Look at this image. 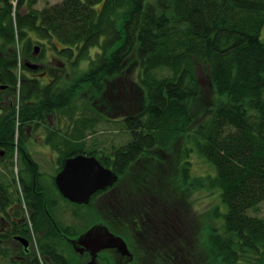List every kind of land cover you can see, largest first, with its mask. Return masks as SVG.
I'll list each match as a JSON object with an SVG mask.
<instances>
[{
	"label": "trees",
	"instance_id": "16d2710c",
	"mask_svg": "<svg viewBox=\"0 0 264 264\" xmlns=\"http://www.w3.org/2000/svg\"><path fill=\"white\" fill-rule=\"evenodd\" d=\"M1 1L6 5L3 20H0L3 46L7 48L17 42L12 37L15 27L29 33L35 32V26L41 35L56 41L54 48L51 46L55 63H61L66 57L67 66L58 69L53 67V61L49 63L47 76L50 79L45 83L47 76L33 79L24 63H19L22 58L15 50L11 61L5 57L0 59V64L12 66L17 78L14 82L19 83L20 95L24 96L19 110L12 113L8 128L0 126V161L5 169L13 166V178L8 176L11 183H6V177L0 173V202L10 197V189L16 192L19 205L25 204L29 210H34L18 211L17 217L25 219V229L38 228L39 231L35 229L40 234L37 238L44 241L43 248L36 254L29 251V258L24 262L21 261L24 259H15L18 251L4 246L8 243L6 236L0 237L3 240L0 264H80V258L76 253L73 255L72 245L65 238H77L98 223L107 225L100 212L105 208L101 210V205L92 203L95 195L90 204L82 205L88 211L74 212L75 216H82L80 221L90 216L83 227L78 228L76 223L70 228L64 227L57 220L59 194L49 193L39 182L34 187L31 181L43 174L26 145L28 126L36 133L35 137H30L29 145L34 144V140H45L60 156L59 168H63L70 157L93 156L118 175L115 185L120 179L126 181L131 167L140 158L149 156L153 150L169 148L186 133L200 156L215 169V175L203 180L201 185L206 186H198L217 191L224 207L223 211L219 207L214 209V218L224 221L221 227L211 224L209 217L202 221L199 241L209 247L208 255L203 254L205 261L207 264H264V219L249 214L251 208L264 201V0H62L42 9L39 21L36 15L30 22L20 18L13 4ZM58 44L63 47L60 49ZM90 48L99 55L100 66L94 67L96 60H92L88 71L77 74L79 64L73 54L87 56ZM124 68L138 70L146 97L142 110L130 107L127 113L104 117L105 106L94 109L90 106L92 100L84 107L86 111L79 109L81 105L75 100L80 91L93 90L97 98L111 95L108 84L118 79ZM162 68L168 71L165 77L155 74ZM202 70L219 99L211 116L193 123L194 105L204 90ZM3 72L8 73L7 69ZM118 93L123 96L124 90ZM27 95H36L37 106L25 102ZM47 115L51 122L56 120V125L51 124ZM68 118L77 123L75 130H65L67 122L63 120ZM102 120L105 129L98 130L97 125ZM112 131L121 135L117 136L121 138L117 144L107 134ZM16 134L21 138L17 150L14 149ZM16 151L21 187L16 184L14 173ZM187 167L180 185H186L189 180ZM144 182L145 179L136 181L133 199L153 200L148 190L154 189V201H158L164 211L148 212L144 201L132 209L138 215L118 203L119 217L106 216L111 220L110 230L114 229L113 233L124 238L132 252L136 242L132 235L137 232L142 236L140 218L144 223L155 220L154 227L147 226L154 232L149 240L155 243L148 242L149 248L155 250L150 253L154 264H191L189 259L197 258L198 250L194 254L188 251L191 250L189 244L176 238L174 234H179L173 233L168 225V221L175 224L177 220L172 189H168V197L164 198L163 186L158 189L162 181L160 183L155 174L147 179L150 189ZM115 185L105 190V194ZM37 200L41 202L36 205ZM188 203L192 204L191 194ZM189 210L195 211L194 205H190ZM19 230L17 233H23L24 229ZM171 237L174 238L171 240ZM118 258L115 260L113 254L106 251L98 259L101 264L133 262L128 259L118 263Z\"/></svg>",
	"mask_w": 264,
	"mask_h": 264
},
{
	"label": "rangeland",
	"instance_id": "374dc122",
	"mask_svg": "<svg viewBox=\"0 0 264 264\" xmlns=\"http://www.w3.org/2000/svg\"><path fill=\"white\" fill-rule=\"evenodd\" d=\"M18 0L13 2V6L17 7L18 6ZM33 1V0H32ZM31 0H22L20 3V18L26 22H30L34 17L37 15V20L39 21L40 13L42 9L49 8L53 5L59 4L62 0H35V2L32 3ZM0 7L3 8L5 11V6L1 5ZM101 7V6H100ZM0 8V9H2ZM99 8V7H98ZM16 17V16H13ZM40 17V18H39ZM15 19V18H14ZM18 20V17H16ZM36 23V20H35ZM35 32L31 30L29 33H24L20 32L16 27H15V33L12 37H15L17 39V42H15L14 46L13 44H10L7 46L6 49L0 51V55L3 54V56L8 60L11 61L14 57V50L16 53L20 56L19 58H26L27 60L33 58L34 55H37L36 50L38 49L37 46L42 47L40 58L37 61H34L38 64H42L44 68H47V65L50 63H55V60H53V55L55 54V51L53 50L54 48V39L53 42L51 41L50 38L44 37L41 35L35 28L33 27ZM56 42V41H55ZM53 48H52V47ZM60 49L63 47L62 44L57 45ZM35 51V52H34ZM2 53V54H1ZM15 53V54H16ZM39 53V52H38ZM73 59L74 61H77L79 64V67L77 68V74H81L84 71H88V68L91 64L92 60H96V64L94 67H99L100 66V59L99 55L93 48H90L87 51V56L84 54L76 53L73 54ZM63 59V58H62ZM53 61V62H52ZM52 62V63H51ZM64 64H63V63ZM20 64H23L22 61H19ZM59 63V64H58ZM67 59L61 60L60 62H56L53 64L55 68L62 69L66 67L67 65ZM125 69V68H124ZM203 71V70H202ZM200 71V74H202V84L204 86V90L202 93V97L200 99H197L194 105L193 109V115L194 117L192 118L193 123L199 122L201 120L206 119L208 116H211L216 104L217 100V95L214 91V87L212 84H210V80L208 78H205L204 71ZM159 74H158V73ZM155 71V74L157 76L165 77L168 75V71L164 68ZM121 75V76H120ZM119 75V78L116 79L114 82H110L108 86L110 87V91L108 93H111V95L106 94V96L99 95V98L96 97L94 94L93 90H87L86 92H81L79 95L76 97L75 103H78L77 105H81L79 109H83V111L87 110L89 106V101L92 103L90 104L91 107L95 109L96 106L102 107L105 106V114L104 117L108 114L109 116H115L119 115L122 113H127L128 109L132 107L135 111H139L140 109L142 110L144 108V104L146 103V97L144 94V90L141 88L142 83H139V73L137 69H132L130 70L125 69L121 74ZM50 76L46 77L45 83L49 81ZM73 80V79H72ZM138 82L139 85L136 83ZM104 84V81L102 82ZM124 90V95L120 96L118 91ZM118 93V94H117ZM129 93V95H128ZM117 94V95H116ZM32 98L37 99L36 95L33 96L31 95L28 98H25V102L30 104H34ZM21 103V99L19 98V101L17 104L14 105L13 107V112H16L19 109V105ZM32 106H37L36 104ZM92 110V109H91ZM99 110V109H97ZM93 111V110H92ZM48 118V115H47ZM48 120L51 122V120L48 118ZM16 121L19 126V118H16ZM66 121L67 124L65 126V130L68 131L70 130H75L77 127V123L72 122L70 118L63 120ZM40 123V122H39ZM192 123V124H193ZM51 124L56 125V120H52ZM51 126V125H50ZM194 126V124H193ZM1 128H3V125H1ZM29 128V129H28ZM111 128V127H109ZM15 129H17L15 125ZM29 132L31 133V126L27 127ZM97 129H105L103 126V120L99 125H97ZM189 130V129H188ZM110 137V139L113 140L117 144V142L121 139V136L119 135L118 131H112L107 133ZM111 135V136H110ZM24 139V143L26 142V139ZM114 138H117L115 140ZM120 138V139H119ZM19 140L21 141V138H18V135L16 134L15 136V145L14 149H18V144ZM36 141L34 144L29 145V149L31 150L33 157L35 161L39 164V170L42 172L43 176L33 178L32 184L34 187L38 186V182L45 187V190H47L49 193H56L59 191L57 185L55 184L54 179L56 180V177L58 175V170L61 168H56V165H60L61 159L60 156L57 155V152L54 151L49 145L46 144V141L42 140H34ZM121 142V141H120ZM118 143L120 145L121 143ZM32 143V142H31ZM30 144V138L28 136V142L26 143ZM123 144V141H122ZM119 147V146H118ZM14 170H15V175L17 177V183L21 187V181L19 182V171L20 168L16 166L18 164V156L16 153H14ZM2 161V160H1ZM0 161V163H1ZM5 164L1 163L0 164V173L6 177L4 181L6 183L10 182L11 179L8 177L13 178V173H12V167L11 164L8 166L10 168H4ZM188 168L189 171V180L186 185H180L182 181V177L184 179V174L186 173L184 168ZM63 169V168H62ZM131 175H127L126 181H123L120 179L117 185L114 186L113 190L105 194V191H99L95 194L94 199L92 200L93 204H98L101 205L100 209L102 210V207L105 208V211H100L102 214V219L103 221L109 226L110 224V219H106V216L108 214H112L113 218L116 219L119 217V214L117 213L118 211L121 210V207L119 206L125 204L128 208L127 211L136 213L135 211H132L133 208H138L139 205L144 201V205L147 203V210L146 211H164V209L159 206L158 201L155 200V192L154 189H150L147 184V179L150 174L156 175V179H159L160 183L162 181V184L159 186H163L164 188V193L163 197H168V189H172L174 200H175V206L177 209L175 211L177 212V220L175 224L173 225L172 222L168 221L169 227L172 229L173 233L175 231L179 235H175L176 238H181L185 243L189 244V247L191 250L188 249V251L192 252L194 254L196 252V249L198 250V255L197 258L195 257H190L189 260H191V264H194L195 261L198 262V264H207V261H205V258L203 257L204 255H208L209 252V247L207 246L206 242L204 244V241L201 242L200 240V232L203 231L202 228V221H206L207 217H209V222L213 224L216 227H221V224L224 222L223 219H218L214 218V209L215 207H219L222 211L224 209L223 205H221L220 199L218 197V192L217 191H212L211 188L208 186L206 188H201L205 187L206 185H201L203 184V180L208 177V175H215V169L210 165V163L200 156V154L197 151V148L194 145V142L190 138L189 135L184 133L182 136H180L169 148L165 150L161 149H156L153 150L149 156H144L139 159L131 167L130 171ZM145 179V186L149 188L148 190V195L153 197V200L149 199H144L140 201L139 199H133L134 198V185L137 180H143ZM30 181V183H31ZM190 183V185H189ZM200 185V186H198ZM146 187H144V190H147ZM188 187L187 189H184ZM176 190V192H175ZM103 192V193H101ZM129 192H132L131 195H129ZM161 193V194H162ZM100 194V196H99ZM192 198V204L194 205V210L195 211H190V205L193 207L192 204L189 205L188 201L190 198ZM92 196V197H93ZM160 198V195L158 197V200ZM90 200V202H91ZM153 201V202H151ZM5 204L8 207L9 204H14V199L10 197H7L4 199ZM89 202V203H90ZM141 202V203H140ZM151 202V203H150ZM119 203V204H118ZM220 205V206H219ZM26 210L27 207L23 205ZM11 207V206H10ZM65 211H60L58 214V217L56 216L58 221H61L64 227H69L71 224H77L78 228L82 226V224L86 223L89 219L90 216L87 215L83 217V220L80 221V218L82 216H75L74 212L76 211H67V210H72L71 206L69 203L64 204ZM78 208L81 211H88L85 206H78ZM147 212V213H148ZM249 214L253 217L261 218L264 219V201L261 203L257 204L256 207L251 208L249 210ZM139 215V214H138ZM79 217V219H78ZM142 221L141 223V232L142 236L137 235V232L132 235L134 239L136 240L135 245H132L134 253H132V258L131 261H133L131 264H154V260L151 256L150 253L155 252V250H151L149 248V243L152 242L153 244L155 241L149 240V237L154 234L151 230L147 228V226H153L157 221H153V223H150L145 219L140 218ZM28 222V226H29ZM201 224V225H200ZM27 226V227H28ZM36 229V228H35ZM34 227L29 231L28 228L25 230H22L23 233H17L19 228L17 229L18 231L16 232L18 237H13V233L15 234V230L10 232L9 235L11 237L10 242L7 243L9 248H13V251H18V252H24L25 248H28L25 246V242L17 240V238H22L25 239L28 242L31 243L30 247V254H33V252L36 254V252L40 251L43 244L42 238H37L40 236L38 232H36ZM179 229V230H178ZM36 230L39 231L37 228ZM114 231V229H111ZM207 229H205V233H207ZM7 233L5 231H1L0 234ZM84 233V232H83ZM57 234H61L57 231ZM22 235L23 237H21ZM54 235V234H53ZM62 235V234H61ZM174 237H171V240ZM155 240V239H154ZM202 240V239H201ZM23 245H22V244ZM45 243H49L48 241H45ZM196 244V245H194ZM73 248V246H72ZM110 251L113 254V257L115 260L118 258V263H122L123 261H128L127 257H122L115 249L113 250H107ZM139 251V253H137ZM77 252V257L79 259L80 264H88V262L91 259V256L89 253L85 254H80L79 251ZM106 251H103L104 253ZM74 255V252H72ZM136 254V257L135 255ZM101 255V253L99 254ZM137 255L139 257H137ZM142 255V257L140 256ZM145 255V256H144ZM75 256V255H74ZM116 256V257H115ZM31 257V255H30ZM27 258H29L27 256ZM26 258V259H27ZM41 258V257H40ZM76 258V257H75ZM136 259V261H134ZM144 259V261H143ZM43 260V259H42ZM77 260V259H76ZM122 260V262H120ZM25 262V261H24ZM78 262V263H79ZM6 264H11L10 262H7ZM17 264H22V262H17ZM24 264V263H23ZM30 264V263H27ZM43 264V262H41ZM97 264H101L100 260L98 259Z\"/></svg>",
	"mask_w": 264,
	"mask_h": 264
},
{
	"label": "water",
	"instance_id": "95a60500",
	"mask_svg": "<svg viewBox=\"0 0 264 264\" xmlns=\"http://www.w3.org/2000/svg\"><path fill=\"white\" fill-rule=\"evenodd\" d=\"M38 51L37 49L36 53ZM118 179V175L113 170L104 167L95 157L77 155L65 161L55 183L65 199L78 205H86L93 195L112 187ZM17 240L25 242L22 238ZM72 244L80 254L86 252L90 254L91 259L88 264H96L100 253L113 249L129 260L133 257L124 238L113 233L103 223L93 225L72 240ZM25 246L27 247L26 242Z\"/></svg>",
	"mask_w": 264,
	"mask_h": 264
},
{
	"label": "flooded vegetation",
	"instance_id": "af4514ba",
	"mask_svg": "<svg viewBox=\"0 0 264 264\" xmlns=\"http://www.w3.org/2000/svg\"><path fill=\"white\" fill-rule=\"evenodd\" d=\"M4 1L8 2L9 5L10 4L12 5L13 2L16 1V0H4ZM21 2H22V0H18V6L15 7L16 12L19 10V13H20V10H21L20 3ZM1 5H4V3H3V1L0 0V6ZM4 6L6 7V5H4ZM0 8H2V7H0ZM3 11H4L3 8L0 9V20H3L2 17H4V15H5L3 13ZM37 47H38V50H39L38 55H34L33 58H31L29 60H27L26 58L22 59V63H24L26 69L30 71V74L33 77V79H34V77L37 78V79L45 78L47 76V71H49L48 68L45 69L42 64H38V63L34 62V61H37L40 58L39 54H41V50H42V47H40V46H37ZM5 48L6 47L3 46L2 42L0 41V51L4 50ZM2 57H4L3 54L0 55V59H2ZM11 67L12 66L9 65V63L8 64H0V126L3 125V128H8V124H9V122H11V117H12L11 115L13 113L14 105L18 103L19 98L20 99L24 98L23 95H20V85H19V83L15 84V82H14V79H17V78H16V75H15V73L13 71V68H11ZM3 69H7L8 73H4ZM28 129L26 130V132H27V135L29 136V138L32 137V136L35 137L36 133L34 132V129L31 127V133L29 132L30 130H28ZM9 146L10 145H8V147ZM28 146H29V144H28ZM7 149H5L3 153H5ZM31 154H32V152H31ZM7 162H9V160H7ZM56 168L57 169L59 168L58 165H56ZM61 169H59L58 171L60 172ZM54 181H55V179H54ZM9 194H10L11 198L14 199V204L13 205L9 204L8 205L9 208H7L6 207L7 205L5 204V202H3L2 200L0 202V233H1V231L7 232V233L0 234V237L6 236V238L8 239L7 240L8 242H10V240H11V237L9 235L10 232L15 230V234L13 233V237L14 236L18 237L16 235V232L18 231L17 229L18 228H23L25 230V226H26L25 219L18 218L17 215H16V212H18V211L19 212L20 211H34L32 209L29 210L28 206H27L28 210H26L24 206L22 207V206L19 205L18 199L15 198L16 192L11 191V189H10ZM56 194H59V197L56 199V202L58 201L59 211H65L64 204L66 202L69 203V205L72 208V210H67V211H75V210L76 211H81L78 208V206H82V205H78L76 203H72L69 200L65 199L59 191H57ZM31 200L34 201V198H31ZM40 202L41 201L38 202V200H37L35 203L37 205ZM22 205H25V204H22ZM46 211H48V210H46ZM20 236L23 237L22 235H20ZM65 239H66L67 242H69L73 246L72 240H75L76 238H70L69 239L68 237H66ZM0 242H1V244H3V240L2 239H0ZM25 242L27 243L26 240H25ZM29 245L31 247V243L30 242L27 243V247L28 248H25L24 252H19V254L16 255L17 256L15 258L16 260L17 259L18 260L24 259V260H21V261H25L26 260L27 254H28V252L30 250ZM4 246L9 247L7 244L4 245ZM19 257H21V258H19Z\"/></svg>",
	"mask_w": 264,
	"mask_h": 264
},
{
	"label": "bare ground",
	"instance_id": "6f19581e",
	"mask_svg": "<svg viewBox=\"0 0 264 264\" xmlns=\"http://www.w3.org/2000/svg\"><path fill=\"white\" fill-rule=\"evenodd\" d=\"M35 52V51H34ZM39 52V51H38ZM36 53V52H35ZM37 55H38V53H37ZM128 95H129V93H128ZM28 97H30V95H27L26 96V98H28ZM32 100H33V102H34V104H36L37 103V99H35V98H32ZM20 106V105H19ZM19 110V109H18ZM17 110V111H18ZM16 153V155L18 156V152L16 151L15 152ZM17 162V161H16ZM171 222V221H170ZM174 223V221H172V224ZM174 225V224H173ZM179 230V229H178ZM77 250L75 249V247H73V252H74V254L76 253L77 254V252H76ZM75 254V255H76ZM77 256V255H76ZM98 261V260H97Z\"/></svg>",
	"mask_w": 264,
	"mask_h": 264
}]
</instances>
